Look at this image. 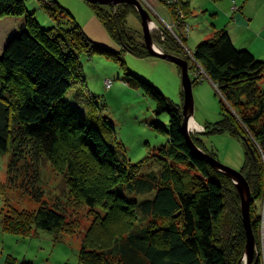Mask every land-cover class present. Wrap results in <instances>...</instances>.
Listing matches in <instances>:
<instances>
[{"label": "trees", "instance_id": "1", "mask_svg": "<svg viewBox=\"0 0 264 264\" xmlns=\"http://www.w3.org/2000/svg\"><path fill=\"white\" fill-rule=\"evenodd\" d=\"M37 1L51 18L50 27L40 25L26 9L25 0H0V19H21L19 29L0 46V153L8 154L7 181L0 182V197L5 198L6 190L20 189L41 203L34 210H25L3 199L2 230L25 236L38 229L57 237L78 233V222H66L67 208L51 206L42 198L37 180L40 163L47 159L66 171L76 207L86 202L97 208L101 219L91 222L80 238V264H240L246 236L241 195L232 177L190 148L182 129L183 106L174 104L125 66L122 53L151 56L144 41H137L126 29L129 14L140 16L135 7L121 2L107 10L101 4L86 2L106 27L116 50L90 39L59 1ZM167 1L159 0L176 23L174 32L179 31L181 37L192 13L190 1ZM177 8L185 19L179 18ZM162 30L172 52L186 58L183 42L165 27ZM81 55L88 60L100 55L118 61L125 76L131 77L124 78L125 82L153 100L155 117L168 114V130L153 124L155 130L168 135L166 145L150 156L156 171L141 175L139 164L119 159L111 144L120 143L108 118L93 107L84 114L65 99L75 84L83 85ZM192 57L193 65L204 71L220 96L222 117L208 125L210 131L227 132L245 146L240 172L250 189V224L256 238L261 216L255 213V202L264 198V61L250 50L236 47L224 28L200 40ZM190 137L206 153L201 140ZM122 182L135 196L151 198L138 201L112 191V186ZM103 184L108 185L100 192ZM117 209L122 213L120 219L108 222L107 217ZM5 264H14V258L8 256Z\"/></svg>", "mask_w": 264, "mask_h": 264}, {"label": "rangeland", "instance_id": "2", "mask_svg": "<svg viewBox=\"0 0 264 264\" xmlns=\"http://www.w3.org/2000/svg\"><path fill=\"white\" fill-rule=\"evenodd\" d=\"M57 1L71 12L84 30L87 29L95 32L96 38L90 37L91 39L106 44L102 40L105 38L115 45V42L104 24L87 5L86 2L89 1ZM138 1L148 11L146 25L150 34L151 43L155 45L156 51L174 54L164 40L163 27L168 29L179 43L183 42L182 50L186 52L187 59L184 55L177 56L182 57L188 62V71L189 74H191V80H196V82L192 84L190 112L188 106L185 110L188 119L187 131L189 136L192 135L200 139L206 153L209 155L213 154L221 164L240 171L245 162V146L242 140L227 132L210 131L208 125L218 122L222 117L220 96L204 71L200 69L198 65L195 66L192 63V50L200 40L204 39L202 38L203 34L197 32V30H206V28H209L211 25L212 13L210 12V8L205 11L204 6H201L202 0H190L192 13L188 19H186L184 27L181 29L182 35H186L184 37L185 39L181 41L180 38L183 36L179 37V31L177 32L178 34L174 32L176 23L170 18L165 5L161 4L159 0H153L152 2L150 0ZM167 2L176 4L178 0H169ZM118 4L119 3L101 5L107 7V10H112L115 5ZM25 5L29 12L34 13V17L42 27L47 28L51 26V18L42 9L37 0H25ZM132 5L137 10L136 5ZM108 6L111 7L108 8ZM235 8L236 6L233 4L232 9ZM177 11L179 18L185 19L180 8H177ZM0 20L1 46V43L14 33L11 34L14 30L9 22L3 18ZM150 21L152 24L149 26L148 23H150ZM188 26H193L194 30L192 29L193 31H190ZM126 29L137 41H144L143 26L140 16L138 17L137 14H129L126 19ZM213 30L216 29L213 28ZM197 36L200 37L197 38ZM103 46L106 47L105 45ZM122 58L127 70L132 74L151 82L174 104L179 106L184 105L180 68L176 63L153 56L138 58L129 53H122ZM80 60L82 62L84 74L83 85L81 82L75 84L68 91L65 99L70 104L78 107L84 114L87 113L88 107H93L108 118L115 131L114 136L120 143L119 146L111 144V147L119 159H123L126 163L139 164L138 174L141 175L151 170L156 171V162L153 158H150V156L158 154V148L162 145H166L168 135L167 133L155 130L153 124L157 123L168 130V114L162 113L158 117H155L153 112L155 104L153 100L144 95L140 88H135L125 82L124 78L131 77L125 76V71L118 61L100 55L94 56L91 60L81 55ZM192 66L194 67L192 68ZM108 80L112 82L110 81L109 84L106 82ZM263 81L264 79L261 82L262 86H264ZM108 84L110 87H107L109 86ZM188 114H191L194 123L200 127L189 130ZM184 117L185 115H183V118ZM7 163L8 154L0 153V182L2 183L7 181ZM57 166L61 167L60 163L57 164ZM105 166L108 167V164ZM178 166L184 168L181 164ZM57 169L58 167L50 163L47 159L43 160L40 163V178L37 180V185L40 186H38L39 189L43 190L42 198L44 201H47L49 205L53 206L57 204L67 208L66 222H78V233L73 235L61 234L57 237L49 231L38 229L34 233L25 236L4 232L0 225V264H5V260L8 256L14 258V261L16 259L14 264H21L23 262H30L31 264H80L78 260L80 238L85 235L91 222H96L97 219H101L96 211L97 208H92L86 202H81L80 205L76 207L74 202L77 200H75L72 195V189H70L68 184L66 171ZM129 171L130 173L133 172L132 169H129ZM30 173L33 176V173ZM89 176L90 175H88V177ZM231 177L233 182L237 181V178ZM107 185L103 184V186L100 187V192H104ZM239 186L242 188L241 185ZM91 188L95 189L94 186ZM127 188L128 185L122 182L112 186V191L118 190L119 193L122 192L121 194L126 198L132 199L136 197L138 201L148 197L151 198L149 195L135 196V193H130ZM3 199L17 209L34 210L41 204L40 202L34 201L28 195L23 194L20 189L6 190L5 198L0 197V209L5 207ZM255 213L261 216V221L257 230L258 235L255 238L254 260L257 258L259 264H263L261 261H263L264 257V247L260 245L259 233L260 231L262 232L264 239V198L255 202ZM119 214L121 215L122 213L117 209L116 212L107 217L109 220L108 222H115L117 219H120ZM124 215L125 214H123V216ZM227 219L230 220L229 217ZM122 221L123 219L120 222ZM136 222L148 221L138 220ZM152 222L157 221L153 220ZM244 256H246V254H243L242 257L244 258ZM243 258H241L240 264H246Z\"/></svg>", "mask_w": 264, "mask_h": 264}, {"label": "crops", "instance_id": "3", "mask_svg": "<svg viewBox=\"0 0 264 264\" xmlns=\"http://www.w3.org/2000/svg\"><path fill=\"white\" fill-rule=\"evenodd\" d=\"M150 1L152 2L153 0ZM202 1L203 2L201 6H204L205 11L210 8V12L212 13V27L210 25V27L206 28V30H197V32L203 34L202 38L209 37L213 31V28H224L229 33L231 40L236 47L246 48L250 50L257 58L264 61V0H220L217 2H214L213 0ZM233 4L236 6L235 9H232ZM3 19L12 25V29L14 31H12L11 34L18 30L21 26V19L17 20L13 17H3ZM188 27L190 28V31L193 29V26ZM83 31L89 38H96L94 31H89L87 29H83ZM199 37L200 36H197V38ZM92 40L95 41V39ZM102 40L106 44L102 42L98 43L116 50L118 49V47L113 45L107 39L104 38Z\"/></svg>", "mask_w": 264, "mask_h": 264}, {"label": "water", "instance_id": "4", "mask_svg": "<svg viewBox=\"0 0 264 264\" xmlns=\"http://www.w3.org/2000/svg\"><path fill=\"white\" fill-rule=\"evenodd\" d=\"M89 2H94L98 4H117L121 2H127L132 3L136 5L138 13L141 18V23L143 26V37H144V44L148 49V52L153 57H158L161 59H165L168 61H172L176 63L180 68V75L183 85V96H184V105H183V113L185 117L182 121V129L184 132V135L186 137V140L188 142V145L193 150V152L197 153L198 155H201L209 164H211L213 167H215L217 170L224 172L230 176H233L237 178L238 182H234L238 188V191L241 195V217H242V224L245 230V236H246V242H245V251L244 254H246L247 260L246 264H256L257 258L254 260V250H255V238L252 232L251 224H250V189L249 185L245 179V177L242 175V173L239 170H235L233 168H230L228 166H225L221 164L216 158H214L212 155H209L208 153L203 152L201 149L197 148L189 136V133L187 131V117L185 110L187 106L189 107L191 102V96H192V80L188 71V62L183 59L182 57H179L174 54L164 53L160 51H156L151 46V38L150 34L146 25V19L148 17V11L146 8H144L141 3L138 0H86ZM190 108V107H189ZM242 188H240V186ZM243 189V190H242ZM244 191V194L243 192ZM243 258V257H242Z\"/></svg>", "mask_w": 264, "mask_h": 264}, {"label": "bare ground", "instance_id": "5", "mask_svg": "<svg viewBox=\"0 0 264 264\" xmlns=\"http://www.w3.org/2000/svg\"><path fill=\"white\" fill-rule=\"evenodd\" d=\"M148 24H149V26H150V25L152 24L151 21H150V23H148ZM153 25H154V24H153ZM153 25H152V27H153ZM160 37H161V36H160ZM151 46H152L154 49H156V48H155V45H154L153 43L151 44ZM157 49H159V48H157ZM159 50H160V49H159ZM189 105H190V104H189ZM189 107H190V106H189ZM189 107H188V108H189ZM188 110H189V112H190V108H189ZM188 117H189V123H188V125H189V126H188V127H189V130H190V129H197L198 127H200V126H198L197 124L194 123V121H193V119H192V117H191V114H188ZM236 182H237V181H236ZM242 192H244V191H242ZM243 194H244V193H243ZM243 259H244V261L246 262L247 257L244 256ZM242 261H243V260H242ZM244 261H243V262H244Z\"/></svg>", "mask_w": 264, "mask_h": 264}, {"label": "built area", "instance_id": "6", "mask_svg": "<svg viewBox=\"0 0 264 264\" xmlns=\"http://www.w3.org/2000/svg\"><path fill=\"white\" fill-rule=\"evenodd\" d=\"M111 81V80H110ZM110 81L108 80V81H106V82H108L109 84H110ZM112 82V81H111ZM108 84V85H109ZM110 86V85H109ZM109 86H107V87H109ZM263 223V222H262ZM259 240L261 241V246L262 247H264V239H263V236H262V232L260 231V233H259ZM257 249V248H256ZM261 263H263L264 264V257H263V261H261Z\"/></svg>", "mask_w": 264, "mask_h": 264}]
</instances>
